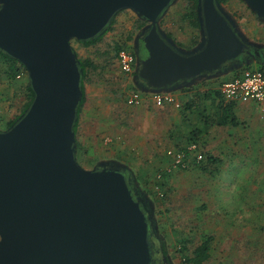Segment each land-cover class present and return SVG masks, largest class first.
Segmentation results:
<instances>
[{
  "label": "water",
  "instance_id": "95a60500",
  "mask_svg": "<svg viewBox=\"0 0 264 264\" xmlns=\"http://www.w3.org/2000/svg\"><path fill=\"white\" fill-rule=\"evenodd\" d=\"M243 1L264 19V0ZM175 2L0 0V49L26 68L35 93L0 131V264H151L149 221L120 165L77 160L83 70L71 42L94 40L120 11H134L148 21L137 77L156 93L221 69L249 45L257 54L215 0H200L197 46L176 48L160 24Z\"/></svg>",
  "mask_w": 264,
  "mask_h": 264
},
{
  "label": "rangeland",
  "instance_id": "374dc122",
  "mask_svg": "<svg viewBox=\"0 0 264 264\" xmlns=\"http://www.w3.org/2000/svg\"><path fill=\"white\" fill-rule=\"evenodd\" d=\"M226 8L245 38L259 45L257 54L252 53L253 61L244 60L241 65L251 62L246 66H263L264 56L258 60L257 56L264 54V19L242 0H229ZM186 10V0H176L160 24L167 35L171 33L174 40L189 48L197 45L201 36L200 29L182 19ZM138 18L134 11L122 10L115 17L113 30L96 45L87 47L75 39L71 42L79 58L90 56L101 66L100 74L85 83L86 101L76 134L79 163L87 169L99 168L103 162L131 169L142 197L153 206L170 264H182L183 241H188L192 251L204 235L213 236L208 264H264V137L243 144L244 135L249 139L253 127L250 120L242 121L231 134L214 127L206 140L196 137L195 141L187 135L192 129L189 121L195 122L192 115L188 114V120L181 115L178 122L162 123L163 110H158L160 106L153 99L152 103L145 98L144 88L136 82L142 60L133 44L140 32L135 29ZM131 32L134 40L128 41ZM115 42L126 43L128 51L135 54L132 72H124L119 55L114 57L111 48ZM7 68L8 62L1 57L0 114L4 118L9 117V111L13 117L19 113L25 97L22 85L29 81L27 72L13 82L5 76ZM234 69L218 76L229 78ZM135 91L141 93L142 101L132 105L128 99ZM194 144L196 152L190 150ZM197 152L202 153L204 164L208 163V153L217 161L209 163L207 170L196 167ZM177 154L185 155L180 164L176 163ZM161 181L166 184L160 185Z\"/></svg>",
  "mask_w": 264,
  "mask_h": 264
},
{
  "label": "trees",
  "instance_id": "16d2710c",
  "mask_svg": "<svg viewBox=\"0 0 264 264\" xmlns=\"http://www.w3.org/2000/svg\"><path fill=\"white\" fill-rule=\"evenodd\" d=\"M220 2V4H225L227 3L229 0H218ZM187 3V10L185 11V13L182 15V19L184 21H187L189 23V25L193 28L196 29H200L201 23H200V18H199V10H200V0H186ZM115 23V19L113 20L112 24L108 27L107 31L97 37L94 40H88V41H79L82 45L84 46H92V45H96L97 43H99L103 36L109 32L113 30V25ZM148 24V21L142 19V18H138L137 22H136V27L135 29L137 31H141L142 28H144L146 25ZM134 32V31H133ZM131 32L127 38L128 41H132L134 40V33ZM169 37H173L171 33H168ZM76 40V39H75ZM180 45H182V43L178 42ZM197 43V39H194V43ZM128 46L126 43L121 44L118 42H115L111 48V50H113V54L114 57L118 58L119 52L121 50H128ZM132 49V48H131ZM133 53V52H132ZM0 55L3 58H6L10 61V63H8V68L5 71V76L9 79H12L13 82H15L17 80V76L22 74H27V70L26 68L19 63L18 61H16L15 59H13L12 57H10L8 54H6L4 51H2L0 49ZM80 60V66L83 70V74H82V88H83V99L79 105V109H78V120L75 124V132L77 134V129H78V123H79V115L81 112V108L84 105L85 101H86V88H85V83L86 82H91L94 79L95 75H99L100 74V69L101 66L95 62V60L90 57H83V58H79ZM245 70H260L262 72H264V66H260V67H256V68H252L251 66H246L243 69L236 71V73L234 74L233 77L241 75ZM22 86H24L25 88V97H24V102L20 105L19 108V113L13 117V124L17 122V120L27 111V109L30 107L35 93L27 79V82L24 83ZM188 90V89H187ZM206 96L208 98H212L214 101L219 100V102L217 104H215V108L213 109L211 106V108L214 110V114H208L205 117L206 122L208 123V127L212 126L214 124L216 125H220V126H236L239 124V118L235 113V105H236V101H230L227 102V100L225 101V99L223 98L220 90H214V92H207ZM188 106V105H187ZM12 126V125H11ZM195 134L189 139V140H197L196 137L197 132L201 133V130L199 129H195ZM76 157L77 160L78 159V140L76 138ZM206 160L208 161V163L204 164V160H200L195 162V166L202 168L203 170H207L208 167L207 165L211 162H215L217 161V159L210 153H208ZM165 179V177L163 178V180ZM166 184L164 181H161L160 185H164ZM187 240L183 241L182 243V247L180 248V252H181V260H182V264H208V261L211 257V251H212V244H213V236L212 235H204V237L202 238L201 242L196 245L192 251H190V249L188 248L187 245Z\"/></svg>",
  "mask_w": 264,
  "mask_h": 264
},
{
  "label": "crops",
  "instance_id": "0c3cea01",
  "mask_svg": "<svg viewBox=\"0 0 264 264\" xmlns=\"http://www.w3.org/2000/svg\"><path fill=\"white\" fill-rule=\"evenodd\" d=\"M239 70L241 69H238V68L234 69L235 73L236 71H239ZM224 72H222L221 74H223ZM234 74L229 78H224V77L221 78L218 76L219 74H205V75H202V77H199L198 79H192V80L182 83L181 87L175 90L157 92V93H171L176 97L177 101L181 103V107H176L171 104H164L158 107V110L159 109H161V111L163 110V112L160 113V121L162 123H164L166 120L167 122H170V121L178 122L179 121L178 119L181 115L184 116L185 120H188V117H189L188 114L192 115L195 118V122L194 120L189 121V125L192 129L187 131L189 132V134L187 135L189 137H192L195 134L194 130L199 129L201 130V133L197 132L198 140L203 139V138L204 140H206V138L209 137L208 134H210L212 131L211 129H213L214 127L223 128V131L229 132L231 134L233 133L232 130H236V128H238L241 125L242 121L250 120L253 122L252 124L253 127L251 128V132L248 135L249 139H245L246 136L244 135L245 138H244L243 144L246 146V144H248L246 142H249V145H250L252 141L253 142L257 141V136H262L263 138L264 137V102H261V101L260 102L259 101H249V102L236 101L235 113L239 118V124L236 126H220V125L214 124L208 127V123L206 122L205 117L208 114H210V112L211 114H214L213 109L215 108V104H217L219 100L214 101L212 98H208L206 96V93L208 91L214 92V90H220L221 84L225 80L233 78ZM20 76L22 75H18L17 77L19 78ZM143 93H144L145 98H149L150 101L152 102L153 101L152 95L156 92L144 90ZM227 102H230V101H227ZM178 108H180L179 111H178ZM180 112H182V114ZM235 135L236 134H233L232 137H235ZM213 137H215V134Z\"/></svg>",
  "mask_w": 264,
  "mask_h": 264
},
{
  "label": "flooded vegetation",
  "instance_id": "af4514ba",
  "mask_svg": "<svg viewBox=\"0 0 264 264\" xmlns=\"http://www.w3.org/2000/svg\"><path fill=\"white\" fill-rule=\"evenodd\" d=\"M215 3L218 6V4L220 2L218 0H215ZM226 5H227V3L221 4L223 10L225 12H227V14L229 16H231V18L234 19L233 15L227 10ZM201 7H202V10H201V13H200L201 14V18L204 19L205 18V11H204V7L202 5L200 6V8ZM199 18H200V16H199ZM237 27H238V29L240 28L238 24H237ZM199 31H200V36H201V39H202L203 36H204V32H205L204 31V26H200V30ZM141 33H142V31L139 32V34H138L139 37L137 36L139 38V41L136 38L134 40L133 44L134 45L136 44V47H134V48H136L137 51L139 50V55L141 56V59L143 60V59H145V58L148 57V52H147V50L145 48L144 42L142 40V37H140ZM173 40H174V38H173ZM174 41L177 44V47L176 48L182 47V48H185V49L190 50V49H193V48H195L197 46V45H194V46L188 48V47H184V46L180 45L178 43V41H176V40H174ZM249 51L251 53H249ZM254 52H255V47L252 46V45H249L237 58L226 62L221 67V69L215 70L213 72H207L206 74H221L224 71H227V70H230V69H234L236 67L242 68V67L250 64L251 62H249V63H246L245 62L242 65H241V62L244 61V60L251 61L252 60V55H253L252 53H254ZM262 56H264L263 53H262V55L257 56L258 57L257 60L260 57H262ZM1 57L2 56L0 55V58ZM135 58H136V56H135ZM5 60L8 63H10V61L8 59L5 58ZM199 77H202V76H199ZM199 77L194 78V79H198ZM136 82L142 88L148 87L147 82L143 78H141V77H137L136 76ZM2 97L3 96L0 93V99ZM8 115H9V117L6 116L4 118L0 114V131L7 130V129H9L11 127V125H13V114H11V112L9 111L8 112ZM2 118H4V119H2ZM118 168H119V170H121L125 174L126 179H127V182H128V184L130 186V189H131V191L133 193V196L135 197V199H137L140 202V205H141L142 209L144 210L145 214L147 215V218H148V221H149V244H150V251H151V254L153 256L152 257L151 264H170L168 262V257L169 256H167V254H168V247L166 246L165 241L163 240V237H162L161 233L159 232V229H158V226H157V221L155 220V218L153 216V213H154L153 206H151V203H149V201L146 200L145 197H142V193L143 192L140 189H138L139 186L136 183V181H137L136 180V177L131 172V169L128 166H125V165H120Z\"/></svg>",
  "mask_w": 264,
  "mask_h": 264
},
{
  "label": "built area",
  "instance_id": "2783aa9c",
  "mask_svg": "<svg viewBox=\"0 0 264 264\" xmlns=\"http://www.w3.org/2000/svg\"><path fill=\"white\" fill-rule=\"evenodd\" d=\"M136 63L135 55L128 50L119 52V65L126 72H132ZM223 98L227 101H261L264 102V72L260 70H245L241 75L225 80L220 87ZM152 99L159 106L171 104L181 107V103L171 93H154ZM142 101L140 92L130 94L128 102L132 105L139 104ZM191 151H197V145H191ZM184 154L176 155V163H182ZM198 161L203 159L202 153L197 152Z\"/></svg>",
  "mask_w": 264,
  "mask_h": 264
}]
</instances>
